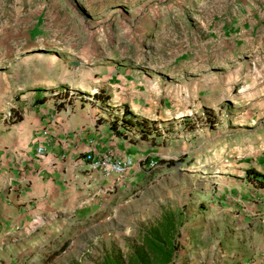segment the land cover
Returning a JSON list of instances; mask_svg holds the SVG:
<instances>
[{
	"label": "rangeland",
	"instance_id": "rangeland-1",
	"mask_svg": "<svg viewBox=\"0 0 264 264\" xmlns=\"http://www.w3.org/2000/svg\"><path fill=\"white\" fill-rule=\"evenodd\" d=\"M232 9L240 15L228 30ZM111 46L162 71L159 117L138 122L156 141L142 161L180 164L107 205L106 218L74 220L87 227L82 232L54 219L58 224L44 236L50 221L37 228L34 220L15 240L0 242V264H39L64 239L67 248L44 264H97L105 255L122 260L167 215L176 248L169 264H263L217 212L232 205L236 186L255 187L242 167L249 157L264 156V0H0V70L10 82H31L39 73L59 77L67 57L93 48L103 54ZM164 72L172 74L171 98ZM180 93L182 101H174ZM165 97L172 103L167 109Z\"/></svg>",
	"mask_w": 264,
	"mask_h": 264
},
{
	"label": "crops",
	"instance_id": "crops-1",
	"mask_svg": "<svg viewBox=\"0 0 264 264\" xmlns=\"http://www.w3.org/2000/svg\"><path fill=\"white\" fill-rule=\"evenodd\" d=\"M238 11L229 10L233 25L229 22L224 28H234ZM236 23L242 24L241 20ZM108 50L98 54L101 50L93 48L81 56L67 57L59 77L39 73L36 80L14 83L7 71L0 70V242L5 237L15 240L18 230L28 229L34 220L39 221L37 228L50 221L45 226L47 236L59 222L54 219L65 221L68 229L79 227L74 221L77 218L104 219L107 205H118L116 201L126 195L130 198L147 178L163 170L160 167L154 174L143 176L142 159L152 154L156 141L147 135L139 139L140 133H136L138 122L159 117L162 71L150 63L137 65L125 47L111 46ZM38 58L43 62L44 56ZM164 75L169 83H162L166 85L163 90L170 96L172 74ZM61 91H70L72 96L53 95ZM169 98L163 100L164 109L172 104ZM179 100L181 93L174 101ZM122 116L134 126L122 125ZM39 147L43 149L40 156L36 154ZM86 153L127 157L133 166L123 180L100 176L85 165L82 157ZM242 168L264 174V156L249 157ZM254 180L258 179L252 184ZM236 188L230 191L234 194L232 205L217 215H227L232 237L248 240L243 244L250 246L255 263L264 264V188ZM105 192L110 194L102 195ZM247 195L253 202L244 200ZM77 222L88 224L87 219ZM79 228L82 232L87 227ZM65 241L68 246L67 239L61 243ZM213 253L218 256L219 252Z\"/></svg>",
	"mask_w": 264,
	"mask_h": 264
},
{
	"label": "trees",
	"instance_id": "trees-1",
	"mask_svg": "<svg viewBox=\"0 0 264 264\" xmlns=\"http://www.w3.org/2000/svg\"><path fill=\"white\" fill-rule=\"evenodd\" d=\"M107 97L104 98V100ZM37 101H42L37 100ZM37 101H35L37 103ZM125 110L123 111V115ZM12 115H15L13 113ZM16 116L14 120H17ZM121 124L125 127H133L134 125L130 122V120L121 117ZM138 129L139 139H144L147 135L142 125L136 127ZM121 137H125V134L119 133ZM147 159L143 161L145 164ZM158 167L172 168L175 164H180L179 161L173 162L171 160H156ZM245 174L247 177H252L254 180V185L257 188H264V174H261L254 169H246ZM151 177V176H150ZM142 186L139 187L141 189ZM173 230H174V222L172 217L167 215L162 217V220L159 224L154 227L148 228L140 238V243L137 247L133 248V250L126 256L125 259L120 260L119 258L112 257L110 255H105L101 258V260L97 264H169L172 260L173 253L175 252V245L173 242ZM68 242L65 241L61 243L60 246L54 248L49 254L44 255L40 258L39 264H44L45 262L51 260L52 258L60 255L65 248L67 247Z\"/></svg>",
	"mask_w": 264,
	"mask_h": 264
},
{
	"label": "built area",
	"instance_id": "built-area-1",
	"mask_svg": "<svg viewBox=\"0 0 264 264\" xmlns=\"http://www.w3.org/2000/svg\"><path fill=\"white\" fill-rule=\"evenodd\" d=\"M61 94H65L67 99L72 96V93L70 91L53 93L54 96H58ZM42 153V148L39 147L36 149V154L38 156L42 155ZM82 159L90 171L96 172L100 176L104 177L114 176L119 180L125 179L128 170L133 166V163L129 158L115 157L110 154H104L100 156L86 153L83 155ZM142 167L143 176L154 174L155 171L159 169L156 160L152 159L147 160Z\"/></svg>",
	"mask_w": 264,
	"mask_h": 264
}]
</instances>
